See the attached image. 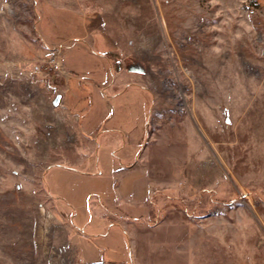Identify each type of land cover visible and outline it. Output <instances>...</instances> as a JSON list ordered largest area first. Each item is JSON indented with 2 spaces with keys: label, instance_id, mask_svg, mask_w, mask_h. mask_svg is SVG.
I'll return each mask as SVG.
<instances>
[{
  "label": "rangeland",
  "instance_id": "374dc122",
  "mask_svg": "<svg viewBox=\"0 0 264 264\" xmlns=\"http://www.w3.org/2000/svg\"><path fill=\"white\" fill-rule=\"evenodd\" d=\"M113 67L122 78L112 94L131 86L135 114L147 101L146 142L188 156L201 140L203 179L218 190L187 209L207 216L204 248L227 238L233 264H264V0H0V264L31 261L23 249L41 209L69 222L54 186L69 167L63 117L76 92L109 97Z\"/></svg>",
  "mask_w": 264,
  "mask_h": 264
},
{
  "label": "crops",
  "instance_id": "0c3cea01",
  "mask_svg": "<svg viewBox=\"0 0 264 264\" xmlns=\"http://www.w3.org/2000/svg\"><path fill=\"white\" fill-rule=\"evenodd\" d=\"M112 73L111 82L104 83L109 97L90 103L86 93L76 92V104L66 108L69 167L58 169L63 178L54 186L69 210V222L41 209L33 249H23L31 260L25 264H106L109 257L111 264H233V242L224 238L210 250L204 248L201 218L207 216L200 208L187 209V203L202 199L203 190H218L216 180L203 179L201 140L199 153L193 150L188 156L179 144L173 149L146 142L147 101H141L143 108L135 114L138 99L123 96L131 86L112 94L122 78L114 67ZM102 109L103 115L98 113ZM216 217L215 225L221 224ZM156 233L167 236L155 237L154 245L134 237ZM117 234L127 238L126 254L114 247ZM162 246L163 257L154 250Z\"/></svg>",
  "mask_w": 264,
  "mask_h": 264
},
{
  "label": "built area",
  "instance_id": "2783aa9c",
  "mask_svg": "<svg viewBox=\"0 0 264 264\" xmlns=\"http://www.w3.org/2000/svg\"><path fill=\"white\" fill-rule=\"evenodd\" d=\"M52 63L56 70H60V64L56 60H54Z\"/></svg>",
  "mask_w": 264,
  "mask_h": 264
},
{
  "label": "water",
  "instance_id": "95a60500",
  "mask_svg": "<svg viewBox=\"0 0 264 264\" xmlns=\"http://www.w3.org/2000/svg\"><path fill=\"white\" fill-rule=\"evenodd\" d=\"M60 99H61V96L58 95V96L55 98L53 104H54L55 106H57V105L59 104Z\"/></svg>",
  "mask_w": 264,
  "mask_h": 264
}]
</instances>
